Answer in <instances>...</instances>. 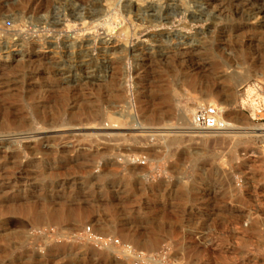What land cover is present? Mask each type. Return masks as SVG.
Listing matches in <instances>:
<instances>
[{"label":"rangeland","instance_id":"rangeland-1","mask_svg":"<svg viewBox=\"0 0 264 264\" xmlns=\"http://www.w3.org/2000/svg\"><path fill=\"white\" fill-rule=\"evenodd\" d=\"M261 134L264 0H0V264H264Z\"/></svg>","mask_w":264,"mask_h":264},{"label":"bare ground","instance_id":"bare-ground-1","mask_svg":"<svg viewBox=\"0 0 264 264\" xmlns=\"http://www.w3.org/2000/svg\"><path fill=\"white\" fill-rule=\"evenodd\" d=\"M111 20H112V18H107V19H105V20H103L100 24H97V26H96V28H104V27H108L110 24H111ZM113 21V20H112ZM115 21V20H114ZM111 27V26H110ZM94 28V27H93ZM24 61V60H23ZM250 78V76H248V77H246V78H241V79H239L238 77H230L229 79H228V82L229 83H234V85L235 84H237V83H239V82H242V81H245V80H248ZM195 82V81H194ZM212 92V91H211ZM215 93V92H214ZM228 93H229V90H227V91H225V94L227 95V96H229L228 95ZM214 94H213V92L212 93H210L209 94V97H212ZM208 96V95H207ZM215 97V96H214ZM202 103H206V101H199V100H197V101H195V102H193V103H188L187 105H185V106H183V107H181V114H180V117H181V120H182V122H183V124L184 125H186V126H189V128H187V129H183L182 131H184V133H186V134H189L190 135V137L191 136H195V137H197V136H203V137H209V136H213L214 137V135H228V136H231V137H235V136H239V138L241 139V138H254V137H256V135H257V132H259V130H257V127L258 126H256L254 123H250V125H248V127L246 126V128H239V127H237L236 125H232V124H229V122H228V126H229V129H228V131L227 132H224V133H200V132H196V131H194V129H193V127H192V129L190 128L191 126H192V120H193V117H194V113H195V110L196 109H198V108H196V107H201L202 106ZM214 106H216V105H214ZM217 108H219L218 106H216ZM200 109V108H199ZM223 108H219V110L223 113V110H222ZM224 109H226V107H224ZM226 111V110H225ZM223 116V119L224 120H226L225 118H224V115H222ZM235 119H238V117L237 118H235ZM236 121V120H235ZM181 122V123H182ZM227 122V121H226ZM243 123H245V122H243ZM238 124V123H237ZM242 124V123H241ZM244 125V124H243ZM185 126V127H186ZM86 130V129H85ZM99 130V129H98ZM97 130V131H98ZM105 130V129H104ZM173 130V129H172ZM232 130V131H231ZM44 131V130H43ZM48 131V130H47ZM161 131V130H160ZM261 132L263 131V130H260ZM41 132V131H40ZM159 132V131H158ZM181 132V131H180ZM180 132H178V133H180ZM45 133V132H44ZM47 133V132H46ZM56 133H58V132H56ZM60 133V132H59ZM79 133V132H78ZM102 133H108V131H103ZM110 133V132H109ZM121 133H123L122 131H118V132H115L114 131V134H121ZM36 134V133H35ZM183 134V133H182ZM41 135H42V133H41ZM101 135V134H100ZM103 135V134H102ZM111 135V134H110ZM197 135V136H196ZM105 136V135H104ZM188 136V135H187ZM227 136V137H228ZM259 136H262V137H264V134H261V135H259ZM48 137H50V135L48 136ZM101 137H103V136H101ZM110 137V136H109ZM202 137V138H203ZM35 138V137H34ZM210 138V137H209ZM230 138V137H229ZM237 138V137H236ZM24 139V138H23ZM28 139V138H27ZM31 139H33V138H31ZM204 139V138H203ZM31 141V140H30ZM244 141V140H243ZM33 142V141H32ZM206 143V142H205ZM28 207H30V206H28ZM26 209H28V208H26ZM31 209H32V207H31ZM35 209V208H34ZM34 209H33V211H34ZM24 210V209H23ZM22 210V211H23ZM29 210V209H28ZM35 212V211H34ZM39 211H37V213H38ZM54 212V211H53ZM32 213V212H31ZM53 214V213H52ZM55 214V213H54ZM51 217V216H50ZM63 217H64V214H63ZM66 217V216H65ZM42 219V218H41ZM67 219V218H66ZM72 219H70V221H71ZM42 222V221H41ZM111 232V231H110ZM131 241V240H130ZM129 241V242H130Z\"/></svg>","mask_w":264,"mask_h":264},{"label":"built area","instance_id":"built-area-1","mask_svg":"<svg viewBox=\"0 0 264 264\" xmlns=\"http://www.w3.org/2000/svg\"><path fill=\"white\" fill-rule=\"evenodd\" d=\"M223 113L216 106L201 107L193 117L192 127L200 133H224L229 124L223 119Z\"/></svg>","mask_w":264,"mask_h":264}]
</instances>
